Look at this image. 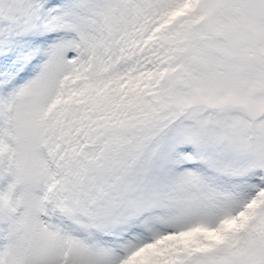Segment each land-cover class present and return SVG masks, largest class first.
<instances>
[{
    "label": "snow or ice",
    "instance_id": "6c2138e0",
    "mask_svg": "<svg viewBox=\"0 0 264 264\" xmlns=\"http://www.w3.org/2000/svg\"><path fill=\"white\" fill-rule=\"evenodd\" d=\"M0 264H264V0H0Z\"/></svg>",
    "mask_w": 264,
    "mask_h": 264
}]
</instances>
